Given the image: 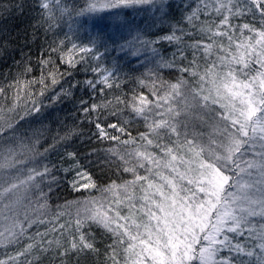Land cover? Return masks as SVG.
<instances>
[{"label": "snow or ice", "instance_id": "6c2138e0", "mask_svg": "<svg viewBox=\"0 0 264 264\" xmlns=\"http://www.w3.org/2000/svg\"><path fill=\"white\" fill-rule=\"evenodd\" d=\"M32 6L33 27L52 38L35 66L26 58L0 84V100L12 92L9 106H0V138L39 113L46 93L56 103L82 89L79 111L96 139L115 142L105 160L128 178L98 186L75 151L66 153L67 168L44 163L57 144L83 135L78 127L47 146L36 133L0 142V264H82L88 256H103V264H264V0H181L179 19L156 39L127 13H158L164 23L169 0ZM23 7L0 2L2 12ZM81 29L87 43L76 42ZM110 51L139 68L125 73L108 62ZM163 69L176 78L165 79ZM81 70L92 78L77 80ZM129 81L135 87L126 92ZM22 95L32 107L5 123ZM57 170L74 173V192L101 195L51 212ZM94 228L107 238L103 252Z\"/></svg>", "mask_w": 264, "mask_h": 264}, {"label": "trees", "instance_id": "16d2710c", "mask_svg": "<svg viewBox=\"0 0 264 264\" xmlns=\"http://www.w3.org/2000/svg\"><path fill=\"white\" fill-rule=\"evenodd\" d=\"M2 3H7L8 0H0ZM14 4H23L22 10L17 11L15 8H10L6 12L0 11V42L5 45V50L0 53V84L5 82H11L13 77L19 71V65L24 60L29 59L33 66L37 64L38 59L45 52L48 43L51 40V33L45 34L43 29H35L33 25L36 22L37 11L32 6L34 0H12ZM77 3H81L82 0H75ZM181 0H169L172 4V8L169 10L171 15L166 17L168 23L159 24L150 17H140V14L147 15L145 11H132L128 10L127 19L132 21L134 26L138 28L146 39H156L157 36L163 35L168 31L169 25L176 23L179 19L180 10L176 7ZM141 18V19H140ZM67 32V28L64 29ZM79 39L77 43H87L86 37L88 33L81 29L78 33ZM58 38L63 39V33H60ZM72 39H76L75 36ZM162 53L169 57L173 50L166 43L159 45ZM115 59L122 67L125 73H131L134 68H139V65L132 64L126 66V61L120 59V54L115 51H110L107 55L109 63ZM140 71H144L140 69ZM38 75V72L33 73ZM162 74L165 79L174 80L177 76L175 71L169 69H163ZM135 75H140V72H136ZM77 80H84L92 78L90 72L83 70L75 73ZM135 87L130 81L124 90L127 92L129 88ZM50 93H46L45 97L40 98L42 100L41 111L39 113H32L25 116L24 120L19 121L17 125V131L15 133H6L7 136L14 134L16 139L25 136H32L34 133L39 135L41 144L47 146L52 142L53 137L57 134H63L68 127H78V130L83 133L79 137H74L72 141L67 144H57L56 148L47 154V159L44 163L54 164L59 168H67L66 153L69 151H75L78 153V158L81 166L91 173L93 179L97 185L103 187L110 183L112 180H117L121 177L128 178L126 174L118 173L114 164H109L105 160L104 150L114 145L115 142L101 141L95 138L94 133L96 129L85 121L84 116L79 111V99L84 97L87 99V95L84 90L74 92L73 96L62 101L52 103L47 99ZM12 99V92L8 90V100H0V106L7 108ZM32 107L31 103L22 95L18 102L16 111L14 113H7L6 121L18 120L19 115L23 114L26 109ZM140 127V126H138ZM140 130H143L140 127ZM5 134V135H6ZM133 135H136V129H133ZM3 138V137H2ZM1 138V139H2ZM123 138V137H122ZM57 175L61 177V183L58 188L50 195L49 204L51 206V212L57 211V205H63L66 201H75L77 199H83L89 194L93 196H100L101 193L95 189L82 190L77 193L74 192L70 186V181L73 178L74 173H65L57 170ZM46 225H40V231H44ZM35 228V226H34ZM97 237L98 247L101 252L104 250L103 241L106 237H102L100 230L93 229ZM47 264V261H45ZM82 264H103V256L94 258L92 256L82 258Z\"/></svg>", "mask_w": 264, "mask_h": 264}, {"label": "rangeland", "instance_id": "374dc122", "mask_svg": "<svg viewBox=\"0 0 264 264\" xmlns=\"http://www.w3.org/2000/svg\"><path fill=\"white\" fill-rule=\"evenodd\" d=\"M146 14L147 15H144V14H140V17H150L151 18V20H154L155 22H158L159 24H161V22L159 21V19H158V16H159V14L158 13H156V14H153V13H151V12H146ZM141 19V18H140ZM166 23H168L167 22V20H166V18H165V22L163 23V24H166ZM6 119H7V117H6V115H4V120L6 121ZM6 123V122H5ZM13 136H14V134H10V135H8L7 136V134L1 139L0 138V142H3V141H7V143H12L13 142ZM15 137V136H14ZM16 138V137H15ZM5 176H7V173H5ZM25 203H26V201H25ZM31 211H32V209L31 208H29V212L31 213Z\"/></svg>", "mask_w": 264, "mask_h": 264}]
</instances>
